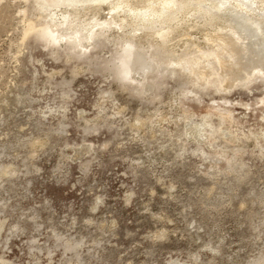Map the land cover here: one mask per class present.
<instances>
[{"label":"rangeland","instance_id":"rangeland-1","mask_svg":"<svg viewBox=\"0 0 264 264\" xmlns=\"http://www.w3.org/2000/svg\"><path fill=\"white\" fill-rule=\"evenodd\" d=\"M219 1L0 0V264H264V0Z\"/></svg>","mask_w":264,"mask_h":264},{"label":"bare ground","instance_id":"bare-ground-1","mask_svg":"<svg viewBox=\"0 0 264 264\" xmlns=\"http://www.w3.org/2000/svg\"><path fill=\"white\" fill-rule=\"evenodd\" d=\"M84 1V0H83ZM92 1V0H91ZM98 1V0H97ZM216 1V3L219 5V6H221V4L223 3V1H219V0H215ZM249 1V0H248ZM108 2V1H107ZM160 2H161V4H162V7H161V9L159 10V12L161 13V12H163V11H166V12H169V10H168V6L170 5V4H173V5H177V2H176V0H160ZM245 3L243 4L244 6H245V11H244V13L245 14H247V10H249V12L250 11H253L254 9L252 8V1H250L249 3H246V1H244ZM123 5V4H122ZM125 6V5H124ZM123 6V7H124ZM126 8H127V6H125ZM127 11L128 12H130V13H132V15L136 18L137 17V15H145V16H149V15H152V13H157L158 11H156L155 9H153V7L150 5V6H148L147 8H145V9H143V10H139L138 11V14H136L135 12L136 11H134V9L132 10L130 7L129 8H127ZM126 12V11H125ZM173 11H170V13H172ZM254 12V11H253ZM151 13V14H150ZM264 22V19L263 20H257L256 21V23H258V24H261V23H263ZM243 30L241 29V31L240 32H242ZM235 42L236 43H240V46H245L246 45V43H245V40H246V38L242 35V34H237L235 37ZM231 41L232 40H234L233 38L232 39H230ZM234 42V45H236V43Z\"/></svg>","mask_w":264,"mask_h":264}]
</instances>
